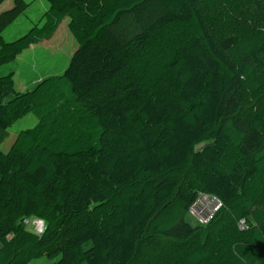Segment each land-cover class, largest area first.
Listing matches in <instances>:
<instances>
[{"label":"trees","instance_id":"1","mask_svg":"<svg viewBox=\"0 0 264 264\" xmlns=\"http://www.w3.org/2000/svg\"><path fill=\"white\" fill-rule=\"evenodd\" d=\"M6 1L0 67L64 19L76 49L32 89L0 76V133L36 119L0 151V264H264V0H45L8 42Z\"/></svg>","mask_w":264,"mask_h":264},{"label":"rangeland","instance_id":"2","mask_svg":"<svg viewBox=\"0 0 264 264\" xmlns=\"http://www.w3.org/2000/svg\"><path fill=\"white\" fill-rule=\"evenodd\" d=\"M23 1L26 5L23 13L2 32V38L7 42L23 36L31 28L39 27L43 23V16L48 7L45 0ZM11 3L12 0L6 1L1 9L9 7ZM68 23L69 19H64L49 40L30 47L16 57L12 63L1 66L0 76L12 74L15 89L25 91L32 89L45 78L61 75L76 49V42L68 30ZM111 30L119 39L127 40L138 32V26L132 16H127L116 27H111ZM35 124L36 119L29 114L0 133V151L7 152L17 134L34 127ZM33 220L30 218L26 223L30 231ZM186 220L193 223L190 215L186 217ZM57 261L58 258L49 261L43 257L32 260L29 264H54Z\"/></svg>","mask_w":264,"mask_h":264},{"label":"built area","instance_id":"3","mask_svg":"<svg viewBox=\"0 0 264 264\" xmlns=\"http://www.w3.org/2000/svg\"><path fill=\"white\" fill-rule=\"evenodd\" d=\"M218 207L219 202L215 197L200 195L195 203L189 208V215L193 220L192 224L205 225L211 219ZM204 213L205 215L203 216ZM27 222H29V219L23 220L26 229ZM43 225L44 223L42 221L34 219L31 231L27 230L35 234H40L44 229Z\"/></svg>","mask_w":264,"mask_h":264}]
</instances>
